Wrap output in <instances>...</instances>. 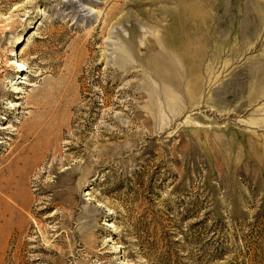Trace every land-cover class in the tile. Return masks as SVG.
<instances>
[{
    "label": "rangeland",
    "instance_id": "obj_1",
    "mask_svg": "<svg viewBox=\"0 0 264 264\" xmlns=\"http://www.w3.org/2000/svg\"><path fill=\"white\" fill-rule=\"evenodd\" d=\"M258 259L264 0H0V264Z\"/></svg>",
    "mask_w": 264,
    "mask_h": 264
},
{
    "label": "bare ground",
    "instance_id": "obj_2",
    "mask_svg": "<svg viewBox=\"0 0 264 264\" xmlns=\"http://www.w3.org/2000/svg\"><path fill=\"white\" fill-rule=\"evenodd\" d=\"M20 39V38H19ZM21 40V39H20ZM19 40V41H20ZM12 56V55H11ZM16 56H18V52L16 53ZM17 63V68H19V71L21 72L22 70H24L25 65L20 61L16 62Z\"/></svg>",
    "mask_w": 264,
    "mask_h": 264
},
{
    "label": "trees",
    "instance_id": "obj_3",
    "mask_svg": "<svg viewBox=\"0 0 264 264\" xmlns=\"http://www.w3.org/2000/svg\"><path fill=\"white\" fill-rule=\"evenodd\" d=\"M223 245V243L222 242H219V244H218V246H222ZM258 249L260 250H262V248L258 245ZM214 259H217V257H215V258H213V260ZM257 264H264V259H258V261H257Z\"/></svg>",
    "mask_w": 264,
    "mask_h": 264
}]
</instances>
